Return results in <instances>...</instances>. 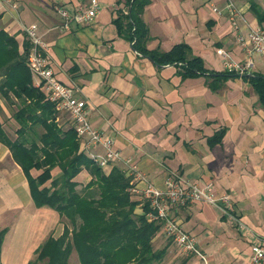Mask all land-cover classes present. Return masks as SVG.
<instances>
[{"label": "crops", "instance_id": "1", "mask_svg": "<svg viewBox=\"0 0 264 264\" xmlns=\"http://www.w3.org/2000/svg\"><path fill=\"white\" fill-rule=\"evenodd\" d=\"M2 1L0 30L22 48L28 41L24 29L35 27L59 80L87 101L92 126L115 142L121 160L108 173L117 166L128 170L129 159L136 165V174L126 175H133L138 191L133 193L140 202L137 214L144 213L149 182L158 189L170 179L181 187L213 184L218 194L230 197V216L200 202L174 207L171 218L196 238L198 254L185 253L162 229L153 245L168 246L163 263L249 264L252 247L264 242V104L249 81L229 79L215 92L204 77L183 80L177 67H157L119 36L114 21L124 0H97L101 11L88 25L65 19L55 7L72 16L92 0ZM148 1L142 15L150 34L147 49L169 52L185 43L209 72L226 71L223 53L239 65L248 61L227 16L229 2L245 32L264 24V0ZM252 62L245 75L264 76V56L256 54ZM64 116L59 112V123L69 124ZM222 130L221 141L212 143ZM81 144L89 158L103 155L101 148ZM41 173L31 170L30 176ZM52 176L58 179L60 169ZM78 178L83 186L92 179L86 170ZM64 228L57 211L35 206L29 178L0 140V232L7 231L1 264H40L37 251L49 238H60Z\"/></svg>", "mask_w": 264, "mask_h": 264}, {"label": "trees", "instance_id": "2", "mask_svg": "<svg viewBox=\"0 0 264 264\" xmlns=\"http://www.w3.org/2000/svg\"><path fill=\"white\" fill-rule=\"evenodd\" d=\"M123 2L125 8L117 11L114 24L119 36L130 42L134 51L159 68L177 67L183 80L206 78L215 92L229 79L243 77L264 104V76L209 72L204 61L192 56L185 43L174 46L169 52L147 49L150 34L142 15L149 1ZM29 48V41L21 48L14 36L0 30V94L6 99L12 94L21 106L15 113L19 124L16 139H8L0 125V140L11 150L14 161L29 178L35 206L57 211L73 226L72 230L65 226L60 238H49L37 251V261L69 264L75 251L81 264H164L168 246L155 250L153 245V240L163 229V222L147 219L148 202L143 204L145 214L136 213L140 202L133 199V179L126 175L127 170L117 166L106 175L89 158L74 129L64 130L59 126L55 105L34 86L26 64ZM38 128L43 133L39 134ZM224 133L225 130L218 132L211 142H220ZM55 168L60 169L61 176L52 181ZM35 169L42 173L32 178L30 172ZM83 170L92 177L85 188L98 185L99 200L87 199L77 192V178ZM49 181L51 187L47 186ZM78 220L80 224H77ZM6 234V230L0 232V264Z\"/></svg>", "mask_w": 264, "mask_h": 264}, {"label": "built area", "instance_id": "3", "mask_svg": "<svg viewBox=\"0 0 264 264\" xmlns=\"http://www.w3.org/2000/svg\"><path fill=\"white\" fill-rule=\"evenodd\" d=\"M2 7L3 1L0 0V13ZM55 9L67 20L88 25L95 21L101 11V6L97 0H92L88 8L81 5L72 16L61 6H56ZM227 9L228 19L235 33L236 41L245 51L248 61L244 65L233 63L226 53L222 54V60L227 72L242 75L253 67L252 57L254 55L264 56V24L245 32L240 22V13L235 5L229 2ZM213 11L221 14L217 8H214ZM24 30L30 44L26 64L32 74L34 86L44 92L46 98L55 105L58 112L67 114L71 128L74 129L78 139L85 142L86 149L101 148L103 150L102 156H92L91 158L98 167L103 170L108 169L111 163L121 160L120 151L116 148L115 142L92 126L87 101L79 98L74 88L64 85L59 80L48 57V44L37 35L36 28L29 27ZM125 163L129 166L126 174L137 172L138 169L131 159L126 160ZM131 192L138 193L137 188L133 187ZM144 194L150 209L147 219L150 222H163L166 236L185 253L198 254V242L193 235L181 228L177 220L171 218L170 212L174 207L200 202L217 207L225 215H229L233 208L230 197L218 194L213 184L205 187L196 184L181 187L176 180L170 179L164 189H158L149 182L144 189ZM238 224L239 226L243 225L241 222ZM249 264H264V242L252 247Z\"/></svg>", "mask_w": 264, "mask_h": 264}, {"label": "rangeland", "instance_id": "4", "mask_svg": "<svg viewBox=\"0 0 264 264\" xmlns=\"http://www.w3.org/2000/svg\"><path fill=\"white\" fill-rule=\"evenodd\" d=\"M228 10V9H227ZM228 16V15H227ZM263 25V24H262ZM246 74V73H245ZM242 74V75H245ZM0 83H2V78L0 76ZM36 87V86H35ZM48 100V99H46ZM49 101V100H48ZM50 102V101H49ZM20 104L18 102V100L12 95H9V99L4 98L1 94H0V125L2 127V130L4 131V134L6 135V137L8 139L11 140H15L16 139V133L19 129V124L18 122L15 120V113L20 109ZM56 109V107H55ZM56 112L59 114V112L56 110ZM66 121H69L68 116H64ZM58 120V121H57ZM56 120V122L59 124V126L64 129V130H69L71 129L70 124H66L63 125L62 123L60 124V118L58 117ZM38 133L41 134L43 133V130L41 128L37 129ZM78 138V137H77ZM93 160V159H92ZM115 163V162H113ZM113 163H111L113 165ZM110 164V165H111ZM111 167V166H110ZM100 168V167H99ZM106 175H109L110 173H108L107 170H103L102 168H100ZM77 181L79 182L78 187L76 188L77 192L84 196L87 199H95V200H99V198L101 197V191L98 187V185L93 186L92 188H85L86 186H83V182L81 180H79V178H77ZM50 184V185H49ZM48 187H51V183L50 181L47 183ZM81 186H83V188H81ZM134 186V184H133ZM85 188V189H84ZM143 205V204H142ZM139 212V210H138ZM145 212V211H144ZM140 213V212H139ZM145 213H142V215ZM148 214V213H147ZM140 215V214H138ZM147 216V215H146ZM62 223L67 226V228H69L70 230L73 229V226L71 224V222L65 218L62 217ZM81 221L78 220L77 224H80ZM78 226V225H76ZM62 228V227H61ZM59 233V232H58ZM48 241V240H47ZM46 241V242H47ZM45 242V243H46ZM44 243V244H45ZM43 244V245H44ZM42 245V246H43ZM157 245H154V248H156ZM187 257V256H184ZM191 257V256H190ZM183 258V257H182ZM47 260H45L44 262H41L40 264H46ZM69 264H80L78 257L76 255L75 252H73L72 257L70 258Z\"/></svg>", "mask_w": 264, "mask_h": 264}, {"label": "water", "instance_id": "5", "mask_svg": "<svg viewBox=\"0 0 264 264\" xmlns=\"http://www.w3.org/2000/svg\"><path fill=\"white\" fill-rule=\"evenodd\" d=\"M249 76V75H248Z\"/></svg>", "mask_w": 264, "mask_h": 264}]
</instances>
